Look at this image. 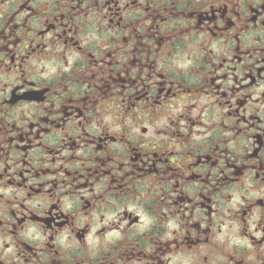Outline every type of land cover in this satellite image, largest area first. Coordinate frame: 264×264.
Returning a JSON list of instances; mask_svg holds the SVG:
<instances>
[{
	"label": "flooded vegetation",
	"instance_id": "1",
	"mask_svg": "<svg viewBox=\"0 0 264 264\" xmlns=\"http://www.w3.org/2000/svg\"><path fill=\"white\" fill-rule=\"evenodd\" d=\"M0 264H264V0H0Z\"/></svg>",
	"mask_w": 264,
	"mask_h": 264
}]
</instances>
